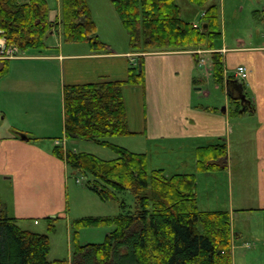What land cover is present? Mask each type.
I'll return each mask as SVG.
<instances>
[{"label":"crops","instance_id":"obj_1","mask_svg":"<svg viewBox=\"0 0 264 264\" xmlns=\"http://www.w3.org/2000/svg\"><path fill=\"white\" fill-rule=\"evenodd\" d=\"M212 5L220 9L223 35L214 50L140 54L129 49L119 52L109 46L111 51L96 53L88 42L60 48L53 43L47 47L48 53H23L8 59L9 71L0 79V114L7 121L0 132V181L12 183L11 211L19 217L15 218H35V224L38 218H53L54 223L69 221L70 169L52 154L58 144L55 131L66 137L64 87L127 81L130 68L142 55L145 87L125 83L122 89L131 130L126 136L141 142L144 150L140 153L148 155L152 170L164 169L171 177L197 174L199 209L230 213L232 264H264V0H210L199 9L195 5L194 16L183 19L201 27L206 9ZM227 5L232 9L229 28L225 21ZM191 7L186 12L180 6L182 14H189ZM99 12L112 18L107 4ZM56 34L61 37L52 31L47 39ZM214 51L224 59L223 85L213 77L209 55ZM238 66L248 69V79H238ZM229 78L234 79L232 83ZM210 87L221 88L223 96L215 100ZM58 95L61 113L59 110V120H54L49 105L53 97L58 101ZM21 134L28 139H22ZM45 140H55L54 147ZM221 143L226 144L227 154L219 160L211 157L209 163L216 168L199 171V150ZM185 144L193 155L190 167L194 171L169 174L165 165H151V155L172 153ZM79 192L89 194L86 190ZM206 193L208 199L204 198ZM76 195L74 202L80 204ZM0 200L4 203L2 197ZM11 211L7 208L8 216ZM83 214L75 220L93 216Z\"/></svg>","mask_w":264,"mask_h":264},{"label":"trees","instance_id":"obj_2","mask_svg":"<svg viewBox=\"0 0 264 264\" xmlns=\"http://www.w3.org/2000/svg\"><path fill=\"white\" fill-rule=\"evenodd\" d=\"M190 1L201 7L210 0ZM111 2L130 36V48L136 53L214 50L223 37L216 5L206 9L205 23L197 27L183 19L177 0ZM61 4V17L53 20L47 0H0V31L7 48L16 47L18 54L40 52L47 47L49 33L57 31L67 42L90 43L96 53L111 51L98 37L87 0H61ZM209 56L213 77L223 85V56L215 51ZM143 58L139 56L138 64L130 68L127 81L64 87L66 138L108 145L119 156L108 161L60 145L54 147L52 154L64 161L71 172L90 177L89 191L102 201H119L123 210L115 218L92 216L75 220L77 229L104 224L114 225L115 229L102 244L77 246L71 264H232L230 213L199 209L197 174L167 176L164 169H150L147 154L133 153L108 140L131 135L122 89L126 84L145 87ZM2 65L0 79L9 71L8 60ZM233 80L229 78V83ZM226 154L225 143L201 148L199 171L216 168L209 163L211 157L219 160ZM127 192L135 197L134 212L127 211L126 202L119 199L118 193ZM46 220L50 230L55 231V219ZM50 249L47 234L21 228L17 218L8 216L7 207L0 200V264H69L62 259L51 261Z\"/></svg>","mask_w":264,"mask_h":264},{"label":"rangeland","instance_id":"obj_3","mask_svg":"<svg viewBox=\"0 0 264 264\" xmlns=\"http://www.w3.org/2000/svg\"><path fill=\"white\" fill-rule=\"evenodd\" d=\"M60 0H47V4L49 5L50 11L49 16L57 19V17H61L62 12V4ZM87 3H89L91 15L93 16V19L96 23L97 28L99 27V38L103 42L104 40L109 42V46H111L112 49H116L119 52L120 51H126V49H129L132 51V48H130V36H128L124 25H122V22L120 20V17L118 14H116V11L114 9L113 3L111 0H87ZM178 3L180 4L181 8L187 12L190 6L191 12L189 14L185 13L183 15V18L185 20L190 19L194 16V6L191 5L190 0H178ZM107 4V7L109 9V12L112 14V18H110L105 14L100 13L99 11L104 10V5ZM196 8L199 9V6ZM232 9L229 8V6H226V25L227 28L231 26L232 20L230 19L229 15L232 16ZM195 19V18H194ZM196 21V20H193ZM198 21V20H197ZM48 38V37H47ZM46 38V46L49 47L50 45L58 44V48L62 47L64 45L65 47L73 46V43L67 42L65 39H63L60 36H57V34L48 40ZM79 44V43H77ZM82 44V43H81ZM43 49L41 52L48 53V48ZM51 51H57V49H53ZM38 52L35 50L27 51L26 54H37ZM4 55L0 56V64L4 61ZM209 92H211L212 97L220 98L223 96L222 89H214L213 87L209 88ZM54 94V93H53ZM58 101H56V98L53 97V99H50V116L51 119L54 118V120H59V110L61 109V98L59 95L57 96ZM57 102V105L53 106V102ZM53 106V107H52ZM59 106V109L57 110V107ZM222 108V107H221ZM61 113V110H60ZM6 122L2 115L0 114V132H3L5 130L4 127H6ZM58 125V122H57ZM55 133H58L57 137L59 141L60 146L64 147L65 149L74 150L76 152H84L87 154H93L99 157L100 159L104 160H113L117 158L119 155L116 153V150L108 145L98 144L93 141H86L82 139H68L64 137V135L60 134L58 132V129L55 131ZM43 134V132H42ZM41 134V135H42ZM135 137L132 136H120V137H112L109 140L110 143H115L118 146H121L124 149H127L133 153H140L143 152L142 144L138 140L134 139ZM136 140V141H135ZM55 141V140H54ZM54 141L45 140V143L48 144L51 148L54 147L52 145ZM179 147V146H178ZM189 146L188 144L183 145L182 147H179V149L175 148V150L169 153H160L156 155H151V162L153 166H161L165 165V168L169 174H173L176 171H179L180 173L184 172H191L194 171V167H190L192 164L191 161H193L192 153L188 150ZM144 150V149H143ZM152 169V167H150ZM76 179H82L83 183H77ZM69 180V194H70V203H71V212H70V218L69 221H57L54 223V226L56 227L55 231H51L49 228L48 221L44 218H38L39 223L35 224V218L30 219H21L18 220V224L21 228L37 232V233H43L47 234L50 241H51V249H50V255L49 259L51 261L56 259H62L66 260L71 264L73 253L75 251V248L77 246L87 245V244H102L106 240L107 234H109L111 231L115 229L114 225H103V226H93V227H82L81 229H77V227L74 226L75 218L77 216H81L82 213H88L90 215L93 214V216H100V217H110L115 218L116 216L120 215L122 213V209L120 207V202L115 201H102L95 192L89 191L87 188V182L91 180L90 177L86 176L82 173H73L70 171V174L68 175ZM11 185L12 183H6V181H0V197H2L5 203V206H7L8 211L10 212L13 206V197L11 194ZM83 188V189H82ZM80 190H86L89 192V194L82 195ZM77 191V192H76ZM77 193L76 197H80L77 202H80V204H77L74 202V195ZM211 195V194H210ZM119 199L126 202L127 211L134 212L136 209V200L133 194L130 192L127 193H118ZM204 198L208 199L207 193L204 195ZM223 198V197H221ZM13 210V209H12ZM84 211V212H82ZM86 215V214H83ZM17 217L15 214L10 213L9 217ZM19 218V217H17ZM87 218V217H82Z\"/></svg>","mask_w":264,"mask_h":264},{"label":"built area","instance_id":"obj_4","mask_svg":"<svg viewBox=\"0 0 264 264\" xmlns=\"http://www.w3.org/2000/svg\"><path fill=\"white\" fill-rule=\"evenodd\" d=\"M0 54H6L9 57H13L15 55V51L17 50L16 47L12 49H7L6 48V42L4 39H0ZM236 75L240 77L241 79H247L248 76V69L244 66H238V69L236 71Z\"/></svg>","mask_w":264,"mask_h":264},{"label":"water","instance_id":"obj_5","mask_svg":"<svg viewBox=\"0 0 264 264\" xmlns=\"http://www.w3.org/2000/svg\"><path fill=\"white\" fill-rule=\"evenodd\" d=\"M139 70H141V65H139ZM22 139L27 140V135L21 134Z\"/></svg>","mask_w":264,"mask_h":264}]
</instances>
